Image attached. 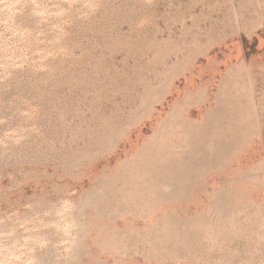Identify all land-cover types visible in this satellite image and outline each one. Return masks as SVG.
Here are the masks:
<instances>
[{"label":"rangeland","instance_id":"374dc122","mask_svg":"<svg viewBox=\"0 0 264 264\" xmlns=\"http://www.w3.org/2000/svg\"><path fill=\"white\" fill-rule=\"evenodd\" d=\"M0 264H264V0H0Z\"/></svg>","mask_w":264,"mask_h":264}]
</instances>
